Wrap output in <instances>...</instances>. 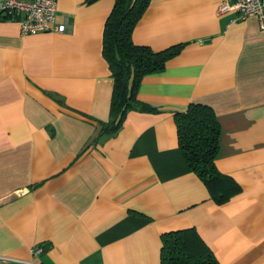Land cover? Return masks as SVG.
<instances>
[{
    "label": "crops",
    "instance_id": "crops-1",
    "mask_svg": "<svg viewBox=\"0 0 264 264\" xmlns=\"http://www.w3.org/2000/svg\"><path fill=\"white\" fill-rule=\"evenodd\" d=\"M222 1L151 0L133 42L183 48L139 84L153 110L131 109L99 141L115 0H58L64 32L25 36L0 17L3 264H161L163 234L189 228L220 264H264V28L256 16L219 14ZM191 103L214 108L220 124L216 165L240 188L225 203L178 146L175 114Z\"/></svg>",
    "mask_w": 264,
    "mask_h": 264
},
{
    "label": "trees",
    "instance_id": "trees-1",
    "mask_svg": "<svg viewBox=\"0 0 264 264\" xmlns=\"http://www.w3.org/2000/svg\"><path fill=\"white\" fill-rule=\"evenodd\" d=\"M151 0H115L104 29L103 55L114 79L110 119L98 121L100 131L95 141L117 133L128 111L153 109L138 99L145 76L164 70L166 63L178 55L183 44L155 51L133 42L138 21ZM93 120L92 117H89ZM214 108L191 103L185 111L175 114L181 151L194 171L207 185L211 197L225 203L239 191L233 178L218 170L221 127ZM209 245L195 228L163 234L161 264H220Z\"/></svg>",
    "mask_w": 264,
    "mask_h": 264
},
{
    "label": "built area",
    "instance_id": "built-area-1",
    "mask_svg": "<svg viewBox=\"0 0 264 264\" xmlns=\"http://www.w3.org/2000/svg\"><path fill=\"white\" fill-rule=\"evenodd\" d=\"M219 14L236 12V21L256 16L264 28V0H223L218 8ZM58 0H0V17L17 20L23 35H36L49 30L64 32L67 26L57 24ZM43 252V247L32 249L34 257ZM10 258L0 256V264ZM25 264H41L34 259L24 261Z\"/></svg>",
    "mask_w": 264,
    "mask_h": 264
}]
</instances>
